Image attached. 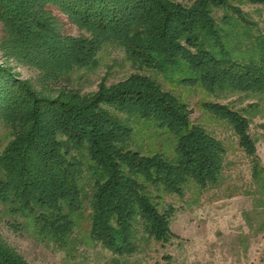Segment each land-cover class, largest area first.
<instances>
[{"label": "trees", "instance_id": "obj_1", "mask_svg": "<svg viewBox=\"0 0 264 264\" xmlns=\"http://www.w3.org/2000/svg\"><path fill=\"white\" fill-rule=\"evenodd\" d=\"M244 6L260 16L264 0H0V208L7 224L30 227L37 242L70 255L86 209L89 240L113 256L131 257L143 241L170 243L175 210L162 207V194L183 199L218 188L227 151L157 75L254 101L239 110L201 107L232 130L264 201V167L250 133L264 107V31ZM51 9L79 35L65 34ZM106 46L120 49L137 72L82 93L72 76L95 70ZM11 60L55 85V97L22 80ZM146 139L166 147L146 146ZM0 264L29 263L0 238Z\"/></svg>", "mask_w": 264, "mask_h": 264}, {"label": "rangeland", "instance_id": "obj_2", "mask_svg": "<svg viewBox=\"0 0 264 264\" xmlns=\"http://www.w3.org/2000/svg\"><path fill=\"white\" fill-rule=\"evenodd\" d=\"M190 4L193 0H174ZM67 35L78 36V30L56 9H51ZM264 31V7L260 16L254 8L244 6ZM4 45L0 23V48ZM0 63H5L0 50ZM22 80L30 81L42 95L55 97L57 87L43 85L39 72L33 68L7 61ZM137 72L125 59L124 53L106 46L98 56V66L92 71H79L72 76V84L82 93L93 92L105 79L110 85ZM150 74L149 72H145ZM166 90L173 91L191 110V121L204 127L222 141L226 148L223 181L218 188L192 196L186 193L183 199L162 194L163 208L172 206L174 214L170 231L174 238L162 245L153 240L140 243L139 251L131 257H116L92 243L88 238L87 210L78 218L75 229L76 243L70 255L52 246L37 242L32 229L19 226L15 229L7 224L0 208V238L15 249L29 264H264V201L252 189L249 160L237 145V138L223 122L214 119L201 105L205 102L227 105L235 110L253 103L243 95L213 96L200 88H188L154 76ZM252 119L250 133L256 140L257 155L264 167V107ZM4 135L0 132V136ZM146 146L163 148L165 142L146 139ZM6 144L3 141L2 146ZM17 223L23 224L21 218ZM113 260H115L113 262Z\"/></svg>", "mask_w": 264, "mask_h": 264}]
</instances>
